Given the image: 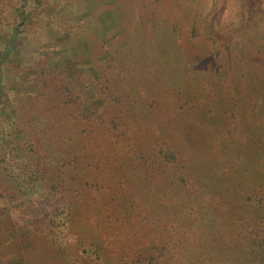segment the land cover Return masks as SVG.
Returning a JSON list of instances; mask_svg holds the SVG:
<instances>
[{
  "label": "trees",
  "instance_id": "16d2710c",
  "mask_svg": "<svg viewBox=\"0 0 264 264\" xmlns=\"http://www.w3.org/2000/svg\"><path fill=\"white\" fill-rule=\"evenodd\" d=\"M83 1L20 0L18 6L14 8L15 15L0 19V221L3 222L0 226V264H40L41 260L46 258L45 251H50V254L58 252V255L65 261L67 260L69 264H76V262L81 264L82 258L84 262L91 264H128L122 260L123 257L114 258L112 256L113 249L109 250V247H106L108 235H104V239L99 240L96 236L88 234L85 239L84 235L74 229L77 227L75 216L78 202L83 200L86 194L72 189L74 183H70L72 180H69L70 177L65 171L70 172L77 157L73 160L68 157L59 159L57 155L55 158L50 154L48 163L41 167V158L35 149L40 142L34 139L42 136L50 141L49 137H53V134L50 135L51 127L49 123H46L43 113L34 110L32 102L46 97L52 100L50 102L53 109L58 106L63 108L73 105L78 118L84 122L103 121L107 115L111 117L109 123L113 134L119 138L118 131L122 126V120L110 111L112 105L122 103V97L118 92L113 91L112 82L114 80H120L127 72L130 73L129 78L133 79V73H135L136 80L142 82L150 81L151 77L157 80L156 77H158L163 82L172 84L171 92H173L178 83H184L185 78L182 77L175 84L174 80L171 81L167 77V79L162 78L166 74L169 75L170 71H174V61L172 56L162 54L161 48L154 47L152 43L149 47L143 44L146 47L138 49L130 46L131 42L128 37L124 40L122 47H117L118 37H127L130 34L127 32L129 28L127 25H124L126 32L119 24L116 31L113 30V26L107 29L106 32L110 33L108 38L105 37V32L103 35L97 32L94 42L100 43V40L104 39L105 42L107 40L108 46H104L106 51L100 52L90 63L84 64L76 60L74 56H70L71 53L60 56L63 47L69 46L62 45V43H74L75 40H72L70 31L64 34L65 39L62 42H55V36L61 32L63 25L72 23L71 26H73L74 21L81 18L79 14L77 18L67 19L65 12L67 9L80 12ZM85 1L89 3L86 2L88 10L84 18L88 17L91 22L98 23L99 7L105 8L106 5L98 4L94 0ZM162 1L164 0L155 2L160 5ZM168 1L176 3L177 6L173 11L175 12L174 22L169 21V26L173 29V35L179 39L177 45L180 52L183 49L182 43H185L179 38L181 36L179 34L180 25L190 23L192 37L197 33L199 37L203 35L204 40L208 37L225 40L227 43L224 53L226 54H231L232 51L237 52L238 45L243 41H249L250 46L256 42L258 45L255 47H258V51L253 56L254 61L251 62L250 68H261L264 71V44L258 43L261 38H264V0ZM112 2L115 5L120 2L131 6L134 9V17L139 23L142 22V18L144 21L147 20L145 22L152 20L145 16L146 11L142 8L144 0H113ZM47 9L49 13L46 12ZM107 11L109 15L113 14L110 9ZM44 12L48 14L44 15ZM178 13L185 14L183 24H180L178 20L181 18ZM42 16L46 20V29L49 30L50 27V31H45L44 26L40 24ZM110 17L108 19L113 20L111 15ZM84 18L77 20L80 25L76 27L82 28L77 32H86L83 27L85 25L80 22ZM155 25H157V30L163 27L162 22ZM95 26L97 25L94 24ZM134 30L138 31L136 27H132L131 31ZM136 44H138L137 40ZM73 47L76 49L75 45ZM126 50L129 52L126 53ZM134 50L138 55L133 54L127 57ZM221 53H223L222 49L218 48L215 51V55ZM199 58L201 59L199 64L198 59L194 60L197 68H201L205 61L208 62L206 57ZM161 65L167 66L168 71L158 73L162 69H160ZM212 67L215 68V63ZM155 79L154 84L158 82ZM203 84L210 86L208 82ZM46 87L51 88V92L46 91ZM160 93L166 96L172 94L166 89ZM174 93L180 97V94L189 93L188 87ZM152 104L151 102L149 106L151 107ZM185 104H189V98H186ZM173 106H175L174 102L169 100L167 107ZM184 106L186 105H183L181 109ZM161 109L167 108L164 105ZM177 112L178 107L174 113ZM23 132H27L29 137L17 143L16 140ZM196 140L199 141L187 133L182 136V142L193 144L191 152L186 153L191 158L196 156ZM176 150L173 147L169 148L167 144L158 145L156 152L153 151L156 161L152 159L150 164L145 161L144 164L147 165L143 170L137 167V157L122 160V169L118 172L123 174L124 180L118 183L116 180L104 183L108 181L105 179L107 173L102 172L99 173L98 181L96 178L90 183L85 178L86 186L94 190L95 197L100 196L104 191L107 193L101 197L105 198V201L95 200L94 210L99 211L96 223L99 224V219H104L113 226L119 227L120 223L125 224L126 215L134 214L132 209L139 205L142 207L149 205L143 206L142 204L150 198L149 196L153 197L152 203L156 205L155 209L159 210V207L163 205L159 204L160 200H156L157 194L161 196L162 193L169 192L171 188L175 189L178 185L177 181L187 185L189 183L187 178L183 177L172 181L173 183H165L167 174L163 172L156 174L159 163L175 165L179 162V157L185 155ZM55 160L56 164H54ZM75 172L79 176L80 173L76 169ZM160 175L163 179L159 177ZM158 183H160L159 186H157ZM72 191L74 193H69ZM203 193L207 195L206 192L203 191ZM74 194L78 198H75ZM201 199L196 198L195 193L191 192V195L187 196L183 202L181 201L177 208L181 219L174 221L171 228L167 227L165 219H155L156 214L153 217V207L150 210L151 216L143 217L139 213L140 219L133 222L132 232H137L136 235L140 237L138 242H141V245L151 238L152 246L146 253L142 251L145 247L139 246L129 264H158L163 256L175 257L178 251L184 250L182 243L186 246L185 243L191 241L198 243V245L191 246L197 249L198 254L197 257L194 255V264H264V189L247 194L238 204L229 199L228 204L223 206L226 209L230 207L234 209L236 205H240L241 209L236 207L235 211H240L241 215L243 213L242 216L236 217V212L234 215L236 218L232 216L234 220L228 222L230 227L228 235H224L227 233L222 230V226L226 225L221 222L226 216L223 215L225 210L221 206L222 200L205 201ZM122 218L123 222H121ZM179 222H182V225ZM8 224L10 234L6 236L4 228ZM187 229L190 230L187 233L194 234L189 241L186 242L179 238L168 241V236L175 230L183 235ZM140 231L149 237L141 235ZM155 231L160 232L161 235H157ZM94 232H97L96 228ZM116 235L118 234H110L112 237ZM37 241L42 243L41 250L38 248ZM7 244H11L13 248H5ZM238 249L240 252L236 255L235 251ZM33 250L36 251L31 260L29 256ZM128 254L131 257V253L126 250L125 255L128 256Z\"/></svg>",
  "mask_w": 264,
  "mask_h": 264
},
{
  "label": "rangeland",
  "instance_id": "374dc122",
  "mask_svg": "<svg viewBox=\"0 0 264 264\" xmlns=\"http://www.w3.org/2000/svg\"><path fill=\"white\" fill-rule=\"evenodd\" d=\"M94 1L106 5L105 8L99 7L98 23L91 22L88 17L84 18L85 12L88 10L87 3H89L85 0L81 9H79L80 12L75 9L66 10L67 19L77 18L81 14V18L78 19L84 18L80 22L85 25L83 27L86 32H77L78 29H82L76 27L80 25L77 23L78 19L74 21L73 26H71L72 23L65 24L66 26L63 25L61 32L55 36L54 41H64L63 36L68 31L73 37L72 40L75 41L74 43L63 42L62 45L69 46L61 48L63 52L60 56L70 55L71 53L70 56H74L76 60L82 61L84 64L90 63L100 52H105V47L108 46L107 40L105 42L104 39H101L100 43L94 42L97 32L101 33L100 35L105 32V37L108 38L110 33L106 32L107 29L113 26V30L116 31L120 25L122 30L126 32L124 25H127L129 27L127 32L130 34L127 37H118L117 47H122L124 40L128 37L129 42H131L129 43L130 46L138 49L146 47L143 44H147V47H149L152 43L154 47L161 48L160 52L162 54L166 53L170 57L172 56L174 61V71H170L169 75L166 74L162 78L174 80V84L182 77L185 79L184 83L177 82L178 84L173 92H171L172 84L169 85L168 82L165 83L158 77H156L158 82L154 84L155 77H151L148 82H142L136 80L135 73H133V79L129 78L130 73L127 72L120 80H114L112 82L113 91L119 93L122 97V103H115L110 107V111L122 120V126L118 131L119 138H116V135L113 134L114 132L109 123L111 117L107 115L103 121L84 122L78 118L73 105L63 108L58 106L53 109L50 102L52 100H48L46 97H41L32 102L33 109L43 113L46 123H49L51 127V130H49L51 131L50 135L53 134V137H49L51 138L50 141L42 136L34 139L40 142V145L36 146L35 149L41 158V167L48 163L50 154L54 155L55 158H57V155L59 159L68 157L73 160L77 157L70 172H65L69 175V180H72L70 183H74L72 189H77L78 192L86 194L87 198L85 197L78 202L75 216L77 227H74V229L84 235L85 239L88 234L93 235V237L96 236L99 240H103V236L108 235L106 247L114 251V254L110 255L114 258L123 257L122 260L129 264L139 246L145 247L142 250L145 251L144 253L152 246L151 238L143 242L142 245L141 242H138L140 237L136 235L137 232H132L133 222L137 221L138 218L140 219L139 216L141 215L143 217L151 216L150 210L153 207V217L156 214L155 219H165L167 227L171 228L174 221L181 219L177 209L178 205L187 196L191 195V192H194L196 198H203L205 201H210V199L214 201L222 200L221 206L225 210L223 215H226L221 221L223 224L226 223L225 226H222V230L227 233L224 235H228L230 229L228 222H233L234 218L232 216L235 217L234 215L237 212L235 208H240V205H236L234 209L231 207L226 209L223 206L228 204L229 199L238 204L247 194H253L255 191L264 189V186H261L264 185V71L261 68H250L251 62L254 61L253 56L258 51V47L255 46L258 44L254 42L250 46L249 41L246 40L247 42L243 41L238 45L237 52L232 51L231 54H226L224 53L227 43L225 40H217L215 36V38L208 37L204 40L203 35L199 37L197 33L196 36L192 37V25L190 23L183 24L185 14L178 13L181 17L178 20L180 24H183H179L181 26V31H179L181 36L179 38L185 41V43H182L183 49L180 52L177 45L179 39L173 35V29L169 26V21L174 22L175 12L173 11L177 7L176 3L164 0L158 5L155 2L156 0H144L145 3L142 8L146 11L145 16L148 19L149 17L152 18V20L151 22H145L147 20L144 21L142 18V22L139 23L134 17V9L127 4L118 2L115 5L112 2L113 0ZM19 2L20 0H0V19L15 15L14 8L18 6ZM108 9L113 13L110 14L113 20L108 19L111 18ZM157 11H160V13H157ZM46 12L49 13V9ZM48 13L44 12V15ZM155 20L158 24L163 23L161 29H156ZM112 23L113 25H111ZM175 23H177L176 20ZM40 24L44 26L45 31H50V27L49 30L46 29V20L43 16L40 19ZM94 24L97 26L94 27ZM132 27H136L138 31L134 30L132 32ZM53 34L55 33L53 32ZM122 34L124 33L122 32ZM136 40L138 44H136ZM258 43L260 45L264 44V38H261ZM73 45L76 46V49ZM218 48L223 51L220 54L221 56L215 55ZM128 52L126 50V53ZM133 54H137L136 50L128 54L127 57ZM198 56L206 57L208 60V62L203 63L201 68H197L195 65V58L198 59V64L201 60ZM134 63L141 67L137 62ZM213 63H215V68L212 67ZM160 69L158 72L160 74L168 71L167 66L161 65ZM202 70L205 71L202 72ZM206 82L210 86L207 87L206 84H203ZM184 87H188V92L191 94H180L181 98L177 97L174 92ZM165 89L170 90L172 94L169 93L170 95L166 96L160 93ZM46 91L51 92V88L46 87ZM186 98H189V104H185ZM169 100L174 102L175 106L168 108L167 102ZM54 101L56 103L55 98ZM151 102L153 104L150 107ZM164 105L167 109L162 110L161 107ZM183 105L186 106L181 109ZM176 107H178V112L174 113ZM156 130L158 131L155 132ZM186 133L192 136L193 139L197 138L199 140H196V156H193V158L186 155V153L191 152L193 144L182 142V136ZM26 137H29L27 132L21 133V137L16 140L17 143L21 140L23 142ZM160 144H167L169 148H176L179 153H185V155L179 157L180 160L175 165L159 163L157 171L155 170L156 174H162V172L167 174L165 183H173L172 181L183 177L187 178L189 183L184 185V183L177 181L178 185L175 189L171 188L169 192L166 191L161 196L157 194L158 198L156 200L163 201H159V204L163 205L159 207V210L155 209L156 205L152 203L154 199L149 196L150 198L142 203L143 206L145 204L149 205L144 207L139 205L132 209L134 214L125 216V224L120 223L119 227H115L104 219H99V224L96 223L95 220L99 216V211L94 210L95 200L101 201L103 199L105 201V198L101 197L107 193L104 191L100 196L96 195L95 197L94 190L86 186L85 178L90 183L95 181L96 178L98 181L99 173L102 172L103 174L107 173L105 179L108 181L104 183H110L113 180H116L117 183L120 180L123 181V174L118 172L122 169L121 161L137 157V167L143 170L147 165L144 164L145 161L148 164L153 161L152 159L156 161L153 151L156 152V148ZM56 163L55 160L54 164ZM75 169L80 173L79 176ZM159 177L163 179V176L160 175ZM80 183L82 184L80 185ZM159 185L160 183L157 186ZM69 193L72 194L74 191ZM119 194L121 193L119 192ZM75 198L78 197L75 195ZM239 212H237L236 217L241 215ZM139 213L141 215H138ZM121 222H123V218ZM2 223L0 221V226H2ZM179 223L182 225V222ZM9 226L8 224L4 228L6 236L10 234V231H8ZM95 228L97 229L96 233L94 232ZM188 230L183 235L175 230L168 236V241L177 238L186 242L189 241L194 234L190 235L187 233ZM155 233L161 235L158 231H155ZM110 234L118 235L112 237ZM140 234L149 237L142 231H140ZM2 238L1 240H3ZM37 242L40 249L42 243ZM182 245L184 250L178 251V254L175 257L172 256V258L163 256L158 264H194V255L197 257L198 254L197 249L191 246L198 245V243L191 241L185 243L187 247L184 246V243ZM8 247L13 248L11 244L5 246V248ZM15 250L19 249L15 248ZM126 250L131 253V257L129 254L128 256L125 255ZM35 251L33 250L29 256L31 260ZM49 252L45 251L46 258H43L40 264H69L66 262L67 260L65 261L58 255V252L55 251V254ZM239 252L240 249L236 250L235 254L237 255ZM76 259L79 258L76 257ZM80 263L91 264L84 262L83 258ZM76 264H79V262H76Z\"/></svg>",
  "mask_w": 264,
  "mask_h": 264
}]
</instances>
